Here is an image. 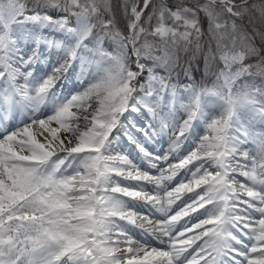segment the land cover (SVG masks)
<instances>
[{
    "label": "snow or ice",
    "instance_id": "snow-or-ice-1",
    "mask_svg": "<svg viewBox=\"0 0 264 264\" xmlns=\"http://www.w3.org/2000/svg\"><path fill=\"white\" fill-rule=\"evenodd\" d=\"M255 120L264 0H0V264H264Z\"/></svg>",
    "mask_w": 264,
    "mask_h": 264
},
{
    "label": "trees",
    "instance_id": "trees-1",
    "mask_svg": "<svg viewBox=\"0 0 264 264\" xmlns=\"http://www.w3.org/2000/svg\"><path fill=\"white\" fill-rule=\"evenodd\" d=\"M115 2L116 0H114V3ZM180 64L181 66L175 69V71L172 73V76L173 80L181 84V86L184 83L193 82V80H190L189 77L194 78L195 81H201L202 77L204 80H209L211 78L209 67L205 65L202 57H198L197 59L193 60L190 68L184 63L183 59L181 60ZM185 69H187V74ZM208 86H210V83Z\"/></svg>",
    "mask_w": 264,
    "mask_h": 264
},
{
    "label": "rangeland",
    "instance_id": "rangeland-1",
    "mask_svg": "<svg viewBox=\"0 0 264 264\" xmlns=\"http://www.w3.org/2000/svg\"><path fill=\"white\" fill-rule=\"evenodd\" d=\"M72 81H74V78L72 79ZM71 82V81H70ZM70 82L68 83V84H70ZM254 121H252V128L257 132V133H259V132H261L260 130H262V129H260L259 127H258V125L257 126H255V124H256V122L255 123H253ZM261 124V123H260ZM261 128H264V125H262L261 124ZM161 143H159V144H157V145H154L153 147H154V150L159 154V153H163L164 152V150L168 147V142H167V139L165 138V139H163V140H161L160 141ZM125 146H127V144L125 143ZM247 147V146H246ZM143 166V165H142Z\"/></svg>",
    "mask_w": 264,
    "mask_h": 264
},
{
    "label": "bare ground",
    "instance_id": "bare-ground-1",
    "mask_svg": "<svg viewBox=\"0 0 264 264\" xmlns=\"http://www.w3.org/2000/svg\"><path fill=\"white\" fill-rule=\"evenodd\" d=\"M41 71H43V67H41ZM75 83H76V80H75V78H74V81L71 80L70 84H68V87L71 88L72 85L75 84ZM255 122H256L255 126L258 125V127H259L260 129H262V130H260V131H264V128H261V124H260L261 122H260L259 120H255L253 123H255ZM159 143H161V142H159ZM159 143H158V144H159ZM156 145H157V144H156ZM125 147H127V146H125ZM247 147H248L249 149H253L255 146H254V145H247Z\"/></svg>",
    "mask_w": 264,
    "mask_h": 264
}]
</instances>
